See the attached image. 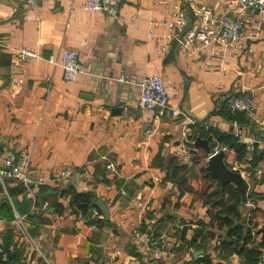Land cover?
I'll return each mask as SVG.
<instances>
[{
    "label": "crops",
    "instance_id": "1",
    "mask_svg": "<svg viewBox=\"0 0 264 264\" xmlns=\"http://www.w3.org/2000/svg\"><path fill=\"white\" fill-rule=\"evenodd\" d=\"M204 11L243 15L245 37L214 45L190 37ZM20 47L41 58L20 61ZM64 49L76 50L85 66L73 82L59 64ZM147 76L163 78L167 108L138 107ZM243 92L257 108L231 119L225 102ZM171 108L181 111L179 119ZM200 127L264 151V15H249L238 0H121L116 17L87 10L85 0H39L34 7L0 0V165L9 151L26 152L30 179L0 181V244L8 252H0V264H243L242 256L221 250L230 228L210 221L211 205L199 194L209 155L193 153L187 142L201 137ZM208 142L250 183L240 221L254 215L250 246L258 245L264 158L249 171L234 150ZM171 158L189 165L198 193L180 194L166 179ZM70 167L73 175L53 181ZM70 186L103 200L113 226L97 206L76 213L70 195L57 211L54 188ZM101 219L104 225L93 223ZM162 244L166 253L155 255L152 247ZM259 249L257 264H264Z\"/></svg>",
    "mask_w": 264,
    "mask_h": 264
},
{
    "label": "built area",
    "instance_id": "2",
    "mask_svg": "<svg viewBox=\"0 0 264 264\" xmlns=\"http://www.w3.org/2000/svg\"><path fill=\"white\" fill-rule=\"evenodd\" d=\"M39 0H25L28 6L34 7ZM244 12L249 15H264V0H238ZM121 0H85V8L89 11H102L113 17L119 13ZM199 29L197 32L191 33L190 37H195L207 45L214 44H231L232 42L245 37L246 19L241 14L226 13L220 17H216L210 11H204L199 14ZM213 24L216 28H210ZM20 61L37 60L41 55L34 49L20 47L16 49ZM60 66L63 68L64 80L68 82L76 81L78 76L85 71V66L81 62L79 53L74 49H64ZM21 82L22 79H19ZM142 93L138 101V107L141 110L159 109L160 111L169 106V94L166 90L163 78L161 76H147L141 83ZM228 110L231 114L244 112L248 115L253 114L257 108L255 97L249 92L234 94L228 97L226 101ZM171 116L173 119H179L181 111L178 108H171ZM29 154L26 152L17 153L9 151L2 164L0 165V181L7 179L21 180L25 185L30 183L29 174ZM76 168L70 167L57 175L53 181H62L73 175ZM43 182V178H40ZM45 208L49 206L48 202H44ZM24 217L18 216L16 222L23 225ZM220 243V242H219ZM148 245V242L146 243ZM149 246V245H148ZM3 251L0 244V252ZM152 251L157 256L166 253L165 246L154 245Z\"/></svg>",
    "mask_w": 264,
    "mask_h": 264
},
{
    "label": "trees",
    "instance_id": "3",
    "mask_svg": "<svg viewBox=\"0 0 264 264\" xmlns=\"http://www.w3.org/2000/svg\"><path fill=\"white\" fill-rule=\"evenodd\" d=\"M225 113L231 119H238V114H245L244 112H238L231 114L228 110L225 102ZM197 133L210 142L219 143L222 146L228 147L234 150L236 159L239 162L249 163L248 170L253 169L259 161L264 158V151L257 152L255 149L253 152L249 149L248 144L243 143L239 138L231 133L218 131L216 129L205 130L198 128ZM162 162V160H161ZM189 165L176 158H171L165 168L166 179L176 185L177 191L180 194L185 192L198 193L195 188L190 184L187 172ZM202 174L203 184L199 194L204 198L206 204L211 205L209 210V216L211 222H217L219 227H228V239L221 241L220 248L225 254H238L244 259L243 264H257L261 256V250L259 247L264 246V233L263 239L258 245L250 246L255 240V236L252 232V218L251 214L248 223L246 219L240 221L242 214L241 211L245 204L242 203L241 196L233 184L222 185L217 183L212 178L211 173L205 168L200 169ZM217 183L216 185L214 183ZM23 185V182H21ZM53 201L51 205L57 210L62 212L65 206L61 202V198L70 195L69 207L76 213H86L91 208L92 195L87 192H78L72 186L63 187L60 189L54 188ZM41 202L37 199L36 205H40ZM216 209V210H215ZM93 223L104 225V220H93ZM205 224V223H203ZM251 225V226H250ZM264 232V230L262 229ZM3 252L7 253L4 248ZM5 264H11V262H5Z\"/></svg>",
    "mask_w": 264,
    "mask_h": 264
},
{
    "label": "water",
    "instance_id": "4",
    "mask_svg": "<svg viewBox=\"0 0 264 264\" xmlns=\"http://www.w3.org/2000/svg\"><path fill=\"white\" fill-rule=\"evenodd\" d=\"M120 104L118 107H122ZM119 109V108H117ZM191 147V151L197 154L196 148H202L208 155L207 165L205 168L211 173L213 179L218 180L222 185L233 184L239 192L242 203L246 204L248 200V191L250 189V183L245 179L241 172L233 170L226 160V151L220 149L211 153L209 142L206 139L197 137L194 141L187 142ZM47 184H40L39 188L48 187ZM92 206H97L104 214V218L107 222V226L110 228L113 226L111 222V215L109 207L101 199L92 198Z\"/></svg>",
    "mask_w": 264,
    "mask_h": 264
}]
</instances>
